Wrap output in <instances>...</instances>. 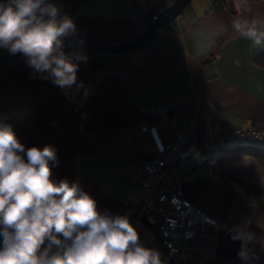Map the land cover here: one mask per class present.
Here are the masks:
<instances>
[{"label":"crops","instance_id":"1","mask_svg":"<svg viewBox=\"0 0 264 264\" xmlns=\"http://www.w3.org/2000/svg\"><path fill=\"white\" fill-rule=\"evenodd\" d=\"M52 2L67 13L69 0ZM173 2L81 0L71 15L77 31L69 38L104 46L127 43L147 29L160 5L167 8ZM215 4L193 0L174 27L136 50L109 56L130 97L151 119L146 116L128 127L92 128L91 148L64 176L78 180L101 212L128 214L135 175L177 133L184 134L185 143L202 146L228 140L238 129L264 127V69L255 63L264 49L232 28L236 19L264 18V0H224L212 10ZM222 41L215 60L208 62ZM5 53L0 48V59ZM31 113V93L10 79L0 80V123ZM244 151L213 155L218 181L201 177L183 184L186 198L221 226L214 259L184 256L173 264H264V168ZM240 227L256 237L248 244L252 255L247 261L238 255L241 241L231 238Z\"/></svg>","mask_w":264,"mask_h":264},{"label":"clouds","instance_id":"2","mask_svg":"<svg viewBox=\"0 0 264 264\" xmlns=\"http://www.w3.org/2000/svg\"><path fill=\"white\" fill-rule=\"evenodd\" d=\"M232 28L264 49V18L236 19ZM76 31L52 0H0V48L21 54L62 89L77 85L79 62L87 61L83 52L64 51V38ZM56 152L26 148L0 123V264H163L127 216L101 212L78 180L52 178ZM231 238L241 241L238 255L247 261L255 234L240 227Z\"/></svg>","mask_w":264,"mask_h":264},{"label":"trees","instance_id":"3","mask_svg":"<svg viewBox=\"0 0 264 264\" xmlns=\"http://www.w3.org/2000/svg\"><path fill=\"white\" fill-rule=\"evenodd\" d=\"M81 0H69L67 14L71 17ZM216 0L212 10L220 8ZM257 2L261 0H245ZM208 57L215 60L218 48ZM66 53L83 52L86 62H79L77 85L69 89L56 86L47 74L35 73L24 56L19 57L0 71V80L10 79L26 88L32 97L30 116L12 118L4 124L11 125L20 142L26 148H56L58 165L53 167V179H63L74 170L93 142L90 130L97 127H128L144 119L142 113L121 80L115 74L109 57L64 47ZM9 53L6 50L5 55ZM255 63L264 69V55ZM161 116L154 117L157 122ZM242 154L252 156L264 168V149L247 147Z\"/></svg>","mask_w":264,"mask_h":264},{"label":"built area","instance_id":"4","mask_svg":"<svg viewBox=\"0 0 264 264\" xmlns=\"http://www.w3.org/2000/svg\"><path fill=\"white\" fill-rule=\"evenodd\" d=\"M165 10L166 7L160 5L151 23L159 20ZM178 18L163 24L159 32L174 27ZM247 147L264 149V127L238 129L228 140L202 146L185 143L184 134L179 132L135 175L125 216L136 228L140 242L158 250L163 263L173 264L184 256L190 259L216 257V229L221 223L186 198L183 184L201 177L218 181V162L213 155Z\"/></svg>","mask_w":264,"mask_h":264},{"label":"water","instance_id":"5","mask_svg":"<svg viewBox=\"0 0 264 264\" xmlns=\"http://www.w3.org/2000/svg\"><path fill=\"white\" fill-rule=\"evenodd\" d=\"M192 1L193 0H174V2L166 8L164 13L160 15L159 20L153 21L142 34L127 43L104 46L66 37L63 40V45L64 47L74 48L91 54L107 57L136 50L153 40L154 37L159 33L160 27L163 24L169 23L176 19ZM21 56L22 55L19 53L15 55L7 53L4 55L0 59V71ZM170 112L171 111H168V114H170ZM147 119L150 120L151 115H148Z\"/></svg>","mask_w":264,"mask_h":264}]
</instances>
